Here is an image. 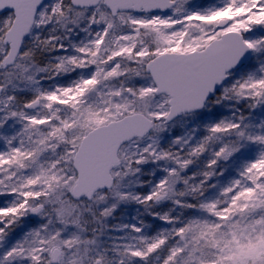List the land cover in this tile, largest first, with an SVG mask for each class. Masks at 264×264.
Instances as JSON below:
<instances>
[{
  "label": "snow or ice",
  "instance_id": "1",
  "mask_svg": "<svg viewBox=\"0 0 264 264\" xmlns=\"http://www.w3.org/2000/svg\"><path fill=\"white\" fill-rule=\"evenodd\" d=\"M0 264H264V0H0Z\"/></svg>",
  "mask_w": 264,
  "mask_h": 264
}]
</instances>
